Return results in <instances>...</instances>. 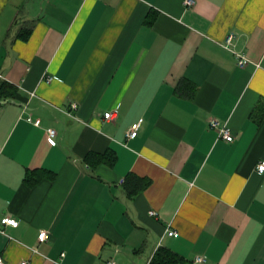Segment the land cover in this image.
Listing matches in <instances>:
<instances>
[{
	"label": "crops",
	"instance_id": "0c3cea01",
	"mask_svg": "<svg viewBox=\"0 0 264 264\" xmlns=\"http://www.w3.org/2000/svg\"><path fill=\"white\" fill-rule=\"evenodd\" d=\"M193 1L0 0L4 264H264V0Z\"/></svg>",
	"mask_w": 264,
	"mask_h": 264
},
{
	"label": "built area",
	"instance_id": "2783aa9c",
	"mask_svg": "<svg viewBox=\"0 0 264 264\" xmlns=\"http://www.w3.org/2000/svg\"><path fill=\"white\" fill-rule=\"evenodd\" d=\"M184 4L187 7H189V6H192L194 4V1L193 0H185ZM233 39H234L233 34L228 35L226 37L224 47L229 48V46H231V44L233 42ZM235 57L237 59L238 65L240 67L245 66L247 61L243 55L235 54ZM44 80L46 83H50L54 80V78L50 75H46V77H44ZM0 81H5V77L3 76V73L1 71H0ZM114 115H115L114 112H108V113L104 114V118L107 120H111L114 118ZM27 121H29L34 126L40 125L39 119L32 120L31 118H27ZM208 125L211 129H214L217 132L218 138L223 139L224 141H226L228 143L233 141V136L231 135V133H230V131L226 125H220V123L218 121H216L215 119H211L209 121ZM138 129H139V123L133 124L130 127V129L126 132V135H125L126 138L127 139H134L138 134ZM55 135L56 134H55V131L53 129L47 130V139L50 142V144H52V145L56 144ZM256 172L260 175L264 174V161H261L260 163L257 164ZM0 224L2 226L17 227L18 221L14 218L6 216V217H3L1 219ZM166 235L169 237H174V238L178 237V233L173 231V230H166ZM48 238H49V235L46 231H40V233L38 235V240L40 242H43V241L47 240ZM194 262L195 263L205 262V259L197 257L194 259ZM0 264H4L3 259L1 257H0ZM21 264H26V263H21ZM111 264H115V263H111Z\"/></svg>",
	"mask_w": 264,
	"mask_h": 264
},
{
	"label": "trees",
	"instance_id": "16d2710c",
	"mask_svg": "<svg viewBox=\"0 0 264 264\" xmlns=\"http://www.w3.org/2000/svg\"><path fill=\"white\" fill-rule=\"evenodd\" d=\"M148 23H151V21L149 20ZM28 35L29 32L25 33L23 39L25 40ZM9 87H10L9 85H6V82H0V95H6V92L8 91ZM85 160L91 168H94L100 163L113 166L116 158L112 154V152H106L101 155L88 154ZM34 173L35 172H26L25 180L27 183L31 182V177L33 176ZM137 182H138L137 177H135L133 174H128L127 177L124 179L123 185L128 195H133L138 193L148 184V183H141L142 184L141 186H137ZM132 186L134 187L133 189L131 188ZM150 264H192V263L165 248H158L152 257Z\"/></svg>",
	"mask_w": 264,
	"mask_h": 264
}]
</instances>
